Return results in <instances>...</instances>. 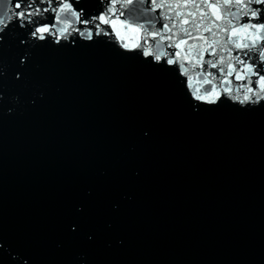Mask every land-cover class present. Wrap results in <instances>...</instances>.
Instances as JSON below:
<instances>
[{
	"label": "water",
	"instance_id": "water-1",
	"mask_svg": "<svg viewBox=\"0 0 264 264\" xmlns=\"http://www.w3.org/2000/svg\"><path fill=\"white\" fill-rule=\"evenodd\" d=\"M70 2L93 17L111 7ZM161 2L154 20L200 16L190 0ZM15 11L0 0V16ZM133 18L144 23L142 11ZM123 19L91 39V25H75L85 34L58 44L33 43L6 19L0 264H264V101L196 100L177 65L132 47L144 33Z\"/></svg>",
	"mask_w": 264,
	"mask_h": 264
},
{
	"label": "snow or ice",
	"instance_id": "snow-or-ice-1",
	"mask_svg": "<svg viewBox=\"0 0 264 264\" xmlns=\"http://www.w3.org/2000/svg\"><path fill=\"white\" fill-rule=\"evenodd\" d=\"M134 2L124 0L117 8V0H111V7L103 15L93 17L82 6L74 8L70 0H14V17L0 16V34L9 27L7 19L17 23L24 30V36L33 43L46 41L51 36L58 44L73 32L85 34L75 25H91L87 29L89 39L93 32L110 35L102 25L114 27L115 20L124 17L120 21L122 26L144 33L140 42L132 47L138 48L145 57H153L157 63L177 65L180 74L186 78L185 87L196 100L215 103L221 95H227L240 103L264 101V7H253V4L264 6V0H201L200 3L190 0L200 13L199 18L195 12L188 13L191 19L182 18L177 12L176 17H180L178 22L163 13L155 20L148 15L165 7L157 0H150L152 7L145 10L128 9L126 12L127 6ZM138 2L144 4L145 0ZM205 7L213 10L214 20L204 11ZM138 11L144 15V23L133 18V13ZM45 13L49 15L45 16ZM248 32H251L250 36L240 39L241 33ZM148 37L152 38L154 47H145L149 43ZM165 41L169 43L165 44ZM120 42L126 50H132L123 38ZM20 43L23 45L25 39H21ZM233 49L243 53V57L233 55ZM205 54L212 58L205 59ZM234 81L243 83L234 85ZM213 96L215 99H209Z\"/></svg>",
	"mask_w": 264,
	"mask_h": 264
}]
</instances>
